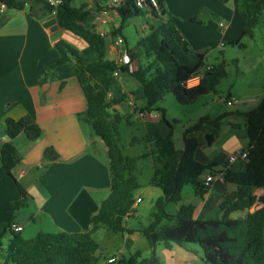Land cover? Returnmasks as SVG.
Instances as JSON below:
<instances>
[{"label":"trees","instance_id":"16d2710c","mask_svg":"<svg viewBox=\"0 0 264 264\" xmlns=\"http://www.w3.org/2000/svg\"><path fill=\"white\" fill-rule=\"evenodd\" d=\"M1 1L8 9L27 6L31 10L38 5L44 12L53 10L44 0ZM214 1L226 4L230 0ZM72 2L61 0L56 8L58 23L61 28L81 38L89 46L90 54L84 56L71 44L59 40L55 44L58 51L56 65L67 63L81 86L87 107L77 117L82 124L90 127L93 135L106 148L110 193L92 216L91 227L86 231H40L32 238L25 239L21 232H14L10 228L12 216L6 222H1L0 264H162L154 252L150 258H142L140 251L127 257L117 256L110 263L105 262L107 258L100 253L99 244L92 236L100 228L113 233L126 231L124 217L140 188L137 162L149 155L153 157L149 183L162 192L154 201L149 223L140 231L152 247L161 243L165 248L173 244L190 248L188 245L193 243L201 248L204 264H264V197H256L252 192L253 187L264 184V97L255 109L246 114V169L243 172L231 169L224 172V181L234 184L236 189L222 201V215L193 219L191 206H183L176 214H168L166 205L182 199L184 186L191 185L197 194L203 193L205 185L201 175L214 165L203 164L194 158L197 139L191 133L203 121L212 123L217 129L223 115L214 119L201 117L197 124L185 129L184 147L179 151L172 142L174 124L165 118L158 103L168 93L179 104H189L198 96L215 92L221 79L227 75L226 64L224 61L206 63L207 49L197 51L189 46L177 30L174 20L167 15L164 0H157L156 8L149 0L142 8L136 6L135 0H120L117 7L119 29L133 16L148 13L152 19L149 31L135 43L133 53L142 55L145 63L129 71L127 65H118L114 60L105 58V37L90 27L85 4L76 7ZM236 2L241 32L228 44L243 47L241 39L252 37L253 28L264 8V0ZM117 68L123 74H128L143 90L141 110L161 113V120L150 123L143 137L151 144V152L132 156L123 151L120 129L122 124L127 123L128 116L118 112L114 106L123 101L124 96L107 99L113 81L111 73ZM200 71H203L200 82L187 87L186 81ZM4 126L8 140L0 146V179L12 177L11 171L21 161V154L12 140L24 133L28 140L35 141L42 134L40 126L29 115L19 119L6 118ZM44 156L48 160H55L57 153L52 147H47ZM13 181L19 191V199L13 203L17 210L27 206L29 195L19 182L14 178ZM252 207L254 209L249 212ZM233 212H244V215L230 217ZM7 234L10 236L4 246L3 239Z\"/></svg>","mask_w":264,"mask_h":264},{"label":"crops","instance_id":"0c3cea01","mask_svg":"<svg viewBox=\"0 0 264 264\" xmlns=\"http://www.w3.org/2000/svg\"><path fill=\"white\" fill-rule=\"evenodd\" d=\"M164 3L167 15L174 20L177 30L193 50L220 48L224 41L231 42L240 35L241 24L236 0H230L226 4H219L214 0H164ZM146 15L151 19L150 14ZM107 16L106 21L111 19L113 22L99 24L101 29L106 30L103 25H107V32L113 26L118 29L119 16ZM105 39V58L115 61L123 50L122 46L110 36ZM59 40L71 44L84 56L90 54L89 46L81 38L61 28L53 11L44 12L37 5L31 10L26 6L22 9H7L0 14V146L8 140L4 126L6 118L19 119L29 115L42 130L41 136L35 141L28 140L24 133L12 140L21 154V161L11 174L26 189L29 195L27 206L15 210L13 203L19 199L18 188L12 177L4 176L0 179V223L12 216L14 222L22 225L21 236L25 239L32 238L40 231L74 233L89 230L92 216L110 193L106 148L93 135L90 127L82 124L77 117L87 107L81 86L67 63L56 65L58 51L55 44ZM124 45L126 46L125 39ZM144 63L145 61H139L138 64L137 61L136 67ZM125 75L128 74L121 73L119 78H113L107 99L124 96L123 101L114 108L128 116L127 123L131 122L130 119L141 120L139 132L143 139L148 125L161 120V113L141 110L143 90L137 85L135 91L126 92L122 85ZM238 97L240 100L236 99L235 102L238 108L226 115L229 125L226 133L238 137L239 142L235 146H229L228 152H222L226 148L224 143L207 150L223 130L210 143L207 141L208 136L203 138L202 134L196 131L193 133L197 139L194 158L203 164L215 166L213 172L201 175L203 182L207 174H216L224 168L229 154L248 147L246 114L259 105L264 97V87L255 88ZM131 101H135L142 115L137 114L130 105ZM220 115L224 117L225 112L218 114ZM86 127L91 132L88 133ZM183 132L184 129L173 128L172 142L179 151L184 147ZM133 137L135 136H132L130 142ZM96 139L101 141L102 147L97 145ZM136 139L139 141L137 137ZM244 140H247L246 146L243 144ZM145 144V151L140 154L151 152V144L146 141ZM47 147H52L57 153L55 160H48L44 156V149ZM146 159L151 164V177L153 157L149 155ZM247 162L248 159L239 158L231 163L230 169L243 172ZM139 169L141 173L142 168ZM150 177L145 184L140 183V188L135 193V201L137 198L140 201L124 219L126 231L113 233L100 228L92 235L105 258L115 255L127 257L140 251L137 249L138 240L143 236L140 231L149 223L154 201L162 194L158 187L149 183ZM235 189L234 184L218 180L205 185L202 194H197L193 186L186 193L183 187L182 199L179 202H169L165 211L173 215L181 207L191 206L193 219L220 217L222 201ZM252 192L256 197H264V184L253 187ZM253 209L254 207L248 211ZM242 215L244 212H233L230 217ZM141 217L144 219L142 222L139 220ZM99 231L105 232L102 238L97 234ZM147 243L151 248L148 241ZM154 249L155 246L152 251ZM164 253L167 255L164 264H204L198 251L188 247L173 244L170 248H165Z\"/></svg>","mask_w":264,"mask_h":264},{"label":"rangeland","instance_id":"374dc122","mask_svg":"<svg viewBox=\"0 0 264 264\" xmlns=\"http://www.w3.org/2000/svg\"><path fill=\"white\" fill-rule=\"evenodd\" d=\"M108 2L109 0H73L72 5L78 7L81 6V4H85L84 9L88 12L87 22L90 27L94 29L96 27V30L100 31V19L105 18L107 15L110 16L117 14V8L109 5ZM108 22L112 23L113 21L107 19L106 23ZM151 23L152 19L146 14H141L129 18L122 28H118V31L117 28L113 26V29L108 30L107 32V25H103L106 27V30H104L105 37L110 36V38L115 40H118L119 38L122 39L119 43L123 50L116 58L119 65L126 64L122 61L119 62L120 58L124 57V59L128 61L127 63L132 67L130 71H133L136 67L137 61L138 64L139 61H145V58L142 55L136 56L133 54L135 53L133 46L149 31ZM238 35L239 32L236 37H238ZM124 39L126 40V46L124 45ZM241 42L243 47L231 45L228 44V41H224V45L220 48L207 49L206 63L214 64L224 61L226 64L227 75L221 79L215 92H209L198 96L189 104H179L174 96L171 93H168L164 96L163 100L158 103L159 107L164 111L165 117L171 121L174 124V128L178 130H185L193 127L199 122L201 117L213 119L215 116L218 117V114L225 112V116L220 119L217 129L212 123L203 121L198 128L191 133V135L194 136L193 133L196 131L197 133L202 134V137L205 138L206 136L214 135L218 132L220 133V131L223 130L221 136L216 138L213 145L210 147L208 146L207 150L213 149L216 145L218 146L219 144L222 145L224 143V147L226 148L222 152H228L227 149H230L228 148L229 146H235V144L239 142L238 137L232 136L231 133H226L227 127L229 128V125L226 122V115L234 112L238 106L235 103L228 106L220 99H225L229 96L239 99L238 96L248 94L255 88L261 89V87H264V8L253 28L252 37H243ZM129 64H126L128 68ZM248 82L251 84L249 85ZM122 85L126 92L135 91L137 89V83L129 75H125ZM130 120L131 122L121 125V144L122 146L124 145L123 151L125 154L135 156L145 151L146 144L145 141H142L143 139L140 138L142 136V133L139 132L141 120ZM86 128L88 133L91 132L88 127ZM132 136H135L133 137L135 141L130 142ZM225 136L226 138H224ZM136 137L139 141H137ZM96 141L97 145L102 147L101 141L99 139H96ZM243 144L246 146L247 140H244ZM139 168H142L141 173L143 175H141ZM214 169L215 166L206 170V172H213ZM136 174L138 175L140 183L145 184L147 182L151 174V164L148 159L144 158L138 160ZM191 189V185L184 186V191L186 193L187 191H191ZM139 220L142 222L144 219L141 217ZM97 234L102 238L105 232L99 231ZM9 236L10 235L7 234L4 237V246L8 242ZM119 246H121V244ZM188 246L191 249L198 251L200 258L202 257V250L197 244L191 243ZM137 249L140 250L142 258H150L154 252L155 256L160 259L162 264H164L166 260L167 255L164 253L165 247L161 243H158L155 245L154 251H152V247L150 248L148 246L147 240L143 236L138 240Z\"/></svg>","mask_w":264,"mask_h":264},{"label":"built area","instance_id":"2783aa9c","mask_svg":"<svg viewBox=\"0 0 264 264\" xmlns=\"http://www.w3.org/2000/svg\"><path fill=\"white\" fill-rule=\"evenodd\" d=\"M47 4H49L52 8H53V12L56 13V8L60 5L61 3V0H44ZM120 3V0H109L108 4L109 5H112L114 7H118ZM147 0H135V4L137 7L139 8H142L144 7L146 4H147ZM149 3L153 6V7H157V0H149ZM7 6L5 5V3H3L1 0H0V14L4 13L6 10H7ZM100 22L101 24H104L106 23V19L105 18H102L100 19ZM222 25V24H220ZM96 30V29H95ZM97 31V30H96ZM99 34L103 35L104 36V29H101L100 31H97ZM118 43L120 41H122V39H118L117 40ZM124 56V55H123ZM123 59V60H122ZM123 62V63H126V64H129L127 63L128 61L124 59V57L120 58L119 62ZM115 62L118 64V60H115ZM125 64V65H126ZM119 65V64H118ZM130 69L131 68V65L129 64L128 65ZM121 71L117 68L115 69L114 71H112L111 75L113 78H119L120 75H121ZM203 76V71H200L199 73H197L195 76L189 78L187 81H186V86L187 87H191V86H194V85H197L201 78ZM221 101H223L226 105L230 106L232 104H234L236 101L235 98L233 97H227L225 99H220ZM130 105L135 109V111L137 112L138 115H142L141 111L138 109L135 101H131L130 102ZM239 158H243V159H247V149L246 150H242V151H239V152H235V153H231L227 156V161H226V164L224 166V168L217 172L216 174H212V173H209L206 175L205 177V180H204V185H209L212 181L214 180H218V181H224L223 179V176H224V172L227 170V169H230V165L232 162H234L235 160L239 159ZM140 201V198H137L136 201H134V203L132 204L131 208H130V211L125 215L124 219H126L129 214L131 213V211L133 210V208L135 207L136 203ZM10 228L14 231V232H21L23 230V227L21 224H18L14 221L11 222L10 224ZM118 255H115V256H112V257H109L105 260V262H113L116 257Z\"/></svg>","mask_w":264,"mask_h":264},{"label":"water","instance_id":"95a60500","mask_svg":"<svg viewBox=\"0 0 264 264\" xmlns=\"http://www.w3.org/2000/svg\"><path fill=\"white\" fill-rule=\"evenodd\" d=\"M217 134H218V133H215L214 135H209V136H208V140H207L208 143H210L211 140L213 139V137H214V136H217Z\"/></svg>","mask_w":264,"mask_h":264}]
</instances>
